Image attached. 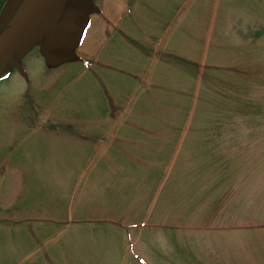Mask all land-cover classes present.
<instances>
[{
	"label": "rangeland",
	"instance_id": "1",
	"mask_svg": "<svg viewBox=\"0 0 264 264\" xmlns=\"http://www.w3.org/2000/svg\"><path fill=\"white\" fill-rule=\"evenodd\" d=\"M97 4L15 47L0 264H264V0Z\"/></svg>",
	"mask_w": 264,
	"mask_h": 264
},
{
	"label": "flooded vegetation",
	"instance_id": "2",
	"mask_svg": "<svg viewBox=\"0 0 264 264\" xmlns=\"http://www.w3.org/2000/svg\"><path fill=\"white\" fill-rule=\"evenodd\" d=\"M24 1L25 0H0V36ZM97 1L98 0H49L44 11H40L34 17L30 27L31 29H37L38 32H41L45 25L57 26L64 30L66 29L65 27H69V29H74L76 26L80 28L90 27L96 21L94 17L100 18L103 13V8L98 6ZM8 13L11 15V18L2 20V17ZM71 34L72 33H70V35ZM17 43L13 45L0 61V91L2 90V86L8 82L15 73L20 74L18 68L12 67V64L16 62L15 60L18 57L17 51H19V49L15 48Z\"/></svg>",
	"mask_w": 264,
	"mask_h": 264
},
{
	"label": "water",
	"instance_id": "3",
	"mask_svg": "<svg viewBox=\"0 0 264 264\" xmlns=\"http://www.w3.org/2000/svg\"><path fill=\"white\" fill-rule=\"evenodd\" d=\"M46 2L47 0H26L24 2L0 37V61L18 40L35 15L39 11L44 10ZM45 29L51 33V37L48 41V51L51 52L50 54L52 55V52H55L54 50H56V52L61 51L62 53L60 39L64 35V32L55 26L45 25ZM55 40L57 41V45L54 44ZM56 46L58 49H56ZM52 47H55V49ZM52 57L54 58V56Z\"/></svg>",
	"mask_w": 264,
	"mask_h": 264
},
{
	"label": "trees",
	"instance_id": "4",
	"mask_svg": "<svg viewBox=\"0 0 264 264\" xmlns=\"http://www.w3.org/2000/svg\"><path fill=\"white\" fill-rule=\"evenodd\" d=\"M76 49H77V46H76ZM18 61H20V60H18ZM18 61H17V63H19ZM12 67H15V64H12Z\"/></svg>",
	"mask_w": 264,
	"mask_h": 264
}]
</instances>
